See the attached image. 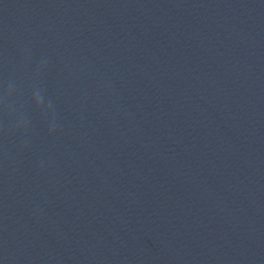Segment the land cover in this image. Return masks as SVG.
I'll return each mask as SVG.
<instances>
[{
    "label": "water",
    "instance_id": "95a60500",
    "mask_svg": "<svg viewBox=\"0 0 264 264\" xmlns=\"http://www.w3.org/2000/svg\"><path fill=\"white\" fill-rule=\"evenodd\" d=\"M0 264H264V0H0Z\"/></svg>",
    "mask_w": 264,
    "mask_h": 264
}]
</instances>
